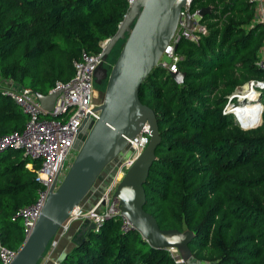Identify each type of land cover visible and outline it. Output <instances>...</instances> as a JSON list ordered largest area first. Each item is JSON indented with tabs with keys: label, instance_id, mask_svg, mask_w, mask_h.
<instances>
[{
	"label": "trees",
	"instance_id": "trees-1",
	"mask_svg": "<svg viewBox=\"0 0 264 264\" xmlns=\"http://www.w3.org/2000/svg\"><path fill=\"white\" fill-rule=\"evenodd\" d=\"M203 1L192 0L191 8L211 4L202 16L207 34L197 44L181 38L175 45L182 82L156 65L138 88L160 135L143 207L161 228L193 231L188 260L195 264H264V89L257 126L244 129L224 111L236 87L264 80L256 63L264 33L253 21L252 0ZM127 6V0H0V78L47 93L73 74L72 59L82 50H99ZM24 120L0 89V135L20 130ZM38 165L20 148L0 151V236L12 249L24 239L14 214L36 196ZM56 264L175 262L167 248L150 246L135 229L120 230L109 217L97 230L85 229Z\"/></svg>",
	"mask_w": 264,
	"mask_h": 264
},
{
	"label": "water",
	"instance_id": "water-1",
	"mask_svg": "<svg viewBox=\"0 0 264 264\" xmlns=\"http://www.w3.org/2000/svg\"><path fill=\"white\" fill-rule=\"evenodd\" d=\"M186 0H133L125 10L115 32L106 39L101 49V61L93 75L96 85L105 82L99 118L89 123V131L77 146L65 175L58 186L50 191L35 223L8 264H36L48 242L70 211L80 204L104 168L145 125L148 141L117 181L113 196L118 200L120 213L131 222L148 244L155 248L175 247L183 261L191 258L188 243L194 233L190 229L159 227L155 217L143 205L145 181L155 158L154 149L160 135L154 111L142 103L138 88L158 61L168 44ZM209 6H200L203 16ZM187 26L191 19L186 15ZM123 39L119 51L109 68L104 65L108 53ZM176 83L183 80L184 72L170 71ZM59 90L45 94L36 92L40 106L49 110ZM242 128L245 127L240 124ZM90 225L82 227V232ZM81 234V232H80ZM78 234V235H80Z\"/></svg>",
	"mask_w": 264,
	"mask_h": 264
},
{
	"label": "built area",
	"instance_id": "built-area-1",
	"mask_svg": "<svg viewBox=\"0 0 264 264\" xmlns=\"http://www.w3.org/2000/svg\"><path fill=\"white\" fill-rule=\"evenodd\" d=\"M132 1L127 0L128 5ZM252 1L255 3L253 21L261 24L264 33V0ZM191 2L192 0H186L181 7L176 28L158 59L161 63L160 66L164 67L168 74L170 71L178 70L177 62L181 58V55L175 51L178 40L184 38L197 44L208 32L207 21L197 13L200 6L191 8ZM208 6L210 8V5ZM187 14L191 19L189 26L186 22ZM106 39L100 42L98 51L90 53L82 50L76 58L72 59L74 71L68 79L54 81L48 92L59 90V93L49 110L40 106L35 92L28 87L2 85L0 88L1 92L10 97L25 114V120L20 130L0 135V151L6 148H20L24 155L39 160L36 174L40 185L36 196L30 203L18 208L14 214V217H18L21 221L23 238L31 231L50 188L53 186L55 189L58 186L65 175V169H68L71 164L73 159L71 152L72 150L76 151L75 143L79 132L84 130L83 139L89 131L88 124L99 118L100 109L98 106L102 102V97L99 98L96 94L93 71L101 61V49ZM258 52L259 57L256 63L260 69L264 70V38ZM162 55L168 56L169 59H162ZM244 83L249 84L250 87L253 84L264 86V80L250 79ZM240 91L241 85L228 96L224 106V111L230 112L239 126L241 121L234 109L238 104L244 103L245 105L254 99L241 100ZM233 97H236L237 103L231 101ZM258 101L253 102L259 105L257 109L261 113L263 103ZM148 138L146 125L135 136L128 138L124 156L117 160L112 175L101 191L98 200L86 209H83L80 204L74 207L60 224L56 232L59 236L75 220H80L86 225H90V228L97 230L101 223L109 217L118 219L120 230H131V222L124 214L120 213L119 203L113 196V191L121 175L147 144ZM167 250L175 264H183L184 261L175 247H168ZM15 252L16 249L9 248L2 243L0 236L1 264H8Z\"/></svg>",
	"mask_w": 264,
	"mask_h": 264
},
{
	"label": "rangeland",
	"instance_id": "rangeland-1",
	"mask_svg": "<svg viewBox=\"0 0 264 264\" xmlns=\"http://www.w3.org/2000/svg\"><path fill=\"white\" fill-rule=\"evenodd\" d=\"M205 1L202 0V3L201 4H204ZM211 5V4H209ZM213 5V4H212ZM204 6V5H202ZM208 22V21H207ZM123 42V39H119L115 44L114 46L112 47V49L110 50V52L108 53L107 55V58L104 62V65L109 68L111 66V64L113 63L118 51H119V47H120V44ZM162 59L164 60H168V56L166 55H162ZM1 79H0V85H1ZM3 85V84H2ZM262 89H264V86L260 87L259 85H252L250 87V85H246L245 83H243L241 85V91H240V95H241V100H244V99H251V98H254L253 100L249 101V102H253L255 100H259L260 99V94H261V91ZM103 90H104V81L101 83V84H98V85H95V91H96V94L97 96L100 98V97H103ZM256 98V99H255ZM260 102V101H258ZM261 114V113H260ZM234 120V119H233ZM235 121V120H234ZM261 121V117H260V120L257 124L255 125H252L251 127L249 128H253L255 126H257ZM236 122V121H235ZM238 124V122H236ZM239 125V124H238ZM249 128H245V129H249ZM83 133L84 130H81L79 132V136H78V139L75 143V148L76 146L82 142L81 140L82 137H83ZM86 135V134H85ZM85 137V136H84ZM126 151V147L117 155V157H123L124 156V152ZM76 154V151L75 150H72L71 152V157H74ZM117 157H115L114 159L111 160V162L114 161L113 163V166L111 167L110 164L111 162H109V164H107V166L104 168V170L101 172V174L99 175V177L96 179V181L94 182V184L92 185V188L89 190L88 194L80 201V206L83 208V209H86V208H89L91 203H92V196L91 194H97L99 195V192H101L103 190V188L105 187L106 183L108 182L109 180V177L111 175V172L114 170V166L117 162V160H115ZM67 169H65V172H66ZM91 199V200H90ZM80 220H75L71 223L70 225V228L69 230H71V228ZM58 233H56L52 238L51 240L48 242L42 256L38 259V261L36 262V264H41L43 263L48 257H49V252H50V247L52 246V243L55 242L56 238L58 237Z\"/></svg>",
	"mask_w": 264,
	"mask_h": 264
},
{
	"label": "crops",
	"instance_id": "crops-1",
	"mask_svg": "<svg viewBox=\"0 0 264 264\" xmlns=\"http://www.w3.org/2000/svg\"><path fill=\"white\" fill-rule=\"evenodd\" d=\"M1 79V85H7V86H16V83L12 82L9 79ZM92 198V205L95 204V202L98 200L99 195L97 194H91ZM91 200V199H90ZM86 224L78 221L72 228L69 230V228L60 236H58L54 243H52V246L50 247L49 257L41 264H56L61 257L73 246L74 239L78 237L80 232L82 233V227ZM81 235V234H80ZM183 264H195L192 260H188L183 262Z\"/></svg>",
	"mask_w": 264,
	"mask_h": 264
},
{
	"label": "bare ground",
	"instance_id": "bare-ground-1",
	"mask_svg": "<svg viewBox=\"0 0 264 264\" xmlns=\"http://www.w3.org/2000/svg\"><path fill=\"white\" fill-rule=\"evenodd\" d=\"M258 107L259 105L255 102H247L245 105L244 103L238 104L234 110L237 117L240 119L241 124L249 128L252 125L257 124L260 120V112L257 109Z\"/></svg>",
	"mask_w": 264,
	"mask_h": 264
},
{
	"label": "flooded vegetation",
	"instance_id": "flooded-vegetation-1",
	"mask_svg": "<svg viewBox=\"0 0 264 264\" xmlns=\"http://www.w3.org/2000/svg\"><path fill=\"white\" fill-rule=\"evenodd\" d=\"M119 158H120V157L118 156L115 160H117V159H119ZM113 163H114V161L111 162V164H110L111 167L113 166Z\"/></svg>",
	"mask_w": 264,
	"mask_h": 264
}]
</instances>
